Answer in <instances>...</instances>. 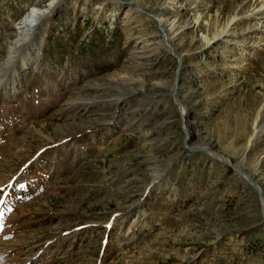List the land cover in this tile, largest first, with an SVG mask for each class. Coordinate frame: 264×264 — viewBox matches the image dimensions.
I'll return each instance as SVG.
<instances>
[{
	"label": "rangeland",
	"instance_id": "obj_1",
	"mask_svg": "<svg viewBox=\"0 0 264 264\" xmlns=\"http://www.w3.org/2000/svg\"><path fill=\"white\" fill-rule=\"evenodd\" d=\"M51 1L0 0V72ZM164 1L61 0L18 49L35 60L0 92V264H264V5Z\"/></svg>",
	"mask_w": 264,
	"mask_h": 264
},
{
	"label": "bare ground",
	"instance_id": "obj_2",
	"mask_svg": "<svg viewBox=\"0 0 264 264\" xmlns=\"http://www.w3.org/2000/svg\"><path fill=\"white\" fill-rule=\"evenodd\" d=\"M58 1L60 2L61 0H53L49 3L48 7L46 9H42V8H36V7H32L30 12L27 13L23 19L20 20L19 22V29L18 32L15 34V39H14V43H12V45L9 48V51L7 53V57L4 61V68L2 71H5V69L11 70V77L9 82H0V92H2V89H8V92L10 93L11 91L15 90V84L18 83L19 80V70L25 65V64H32V62H34L35 57L33 56V53H23L22 56L20 57V60H18V49L20 48V46H22L24 43L31 41L33 35L35 34V31H37L38 26H40V22L42 20H44L50 10H52V8H55V6L57 5ZM171 1L172 0H168ZM167 0H165L164 2H168ZM259 3H261L260 5H264V0H257ZM139 2V1H138ZM163 6H166L163 4ZM45 8V7H44ZM259 8V7H258ZM255 12V11H253ZM46 15L45 18H43V16ZM248 15L250 17L253 16V14L248 13ZM237 16V15H236ZM247 16V15H246ZM167 18V17H166ZM169 18V17H168ZM155 22L159 23V25L165 26L167 23V20L165 18L162 17H156L154 16ZM198 17H195V23H197ZM169 23H167L168 25L170 24L171 26H173L176 23V18H169L168 19ZM185 25L188 27L191 24L190 23H185ZM229 24H227V27H225L224 29H220L219 31V35H222L224 33H227L229 31L230 28H228ZM172 30V28L170 29ZM168 32V38H173L174 34L172 31ZM215 35V37H217ZM167 37V36H166ZM204 42L208 43L211 39L210 37L208 38L207 36L203 37ZM171 41L173 42V40L171 39ZM9 47V46H8ZM31 47H36L32 42H31ZM30 49V47L28 48ZM32 50V48H31ZM33 51V50H32ZM37 55V53H36ZM17 57V58H16ZM17 60L16 65L14 64V62ZM11 65V66H10ZM1 71V72H2ZM0 72V73H1ZM3 73V72H2ZM5 74V73H4ZM3 75V74H2ZM3 79V78H2ZM198 146H189L188 145V150L189 151H198L199 153H205V152H209L211 157L214 158L216 161L220 160L219 162L222 163H228V160H224V156H222L221 154H219L217 151H213V148L210 145H205V146H201V148H197ZM247 147V146H246ZM236 167V169L240 170V172L243 174V179L248 180L249 182L251 181V183L254 186H257V184L255 182H253L249 176L247 174H244L239 165L235 164L234 165Z\"/></svg>",
	"mask_w": 264,
	"mask_h": 264
},
{
	"label": "water",
	"instance_id": "obj_3",
	"mask_svg": "<svg viewBox=\"0 0 264 264\" xmlns=\"http://www.w3.org/2000/svg\"><path fill=\"white\" fill-rule=\"evenodd\" d=\"M57 6V5H56ZM55 6V7H56ZM54 12H52V10H50V12L48 13V17L50 16V15H52ZM31 69V66L30 65H28V66H25L24 68H21L20 69V72H24L25 70H30ZM218 161H220V160H218ZM227 165H229L239 176H240V178L243 176V174L240 172V170H238V169H236V167L233 165V164H230V163H226ZM241 180H242V178H241ZM247 182H249L248 180H247ZM250 183V182H249ZM249 183H246V184H248V185H250ZM251 186V185H250ZM253 188V187H252ZM254 190H255V192L258 194H260V196H261V198L264 200V196L260 193V191H258L257 190V188L256 187H254L253 188Z\"/></svg>",
	"mask_w": 264,
	"mask_h": 264
}]
</instances>
